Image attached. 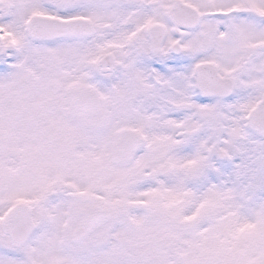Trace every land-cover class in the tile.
<instances>
[{
    "label": "snow or ice",
    "instance_id": "6c2138e0",
    "mask_svg": "<svg viewBox=\"0 0 264 264\" xmlns=\"http://www.w3.org/2000/svg\"><path fill=\"white\" fill-rule=\"evenodd\" d=\"M0 264H264V0H0Z\"/></svg>",
    "mask_w": 264,
    "mask_h": 264
}]
</instances>
